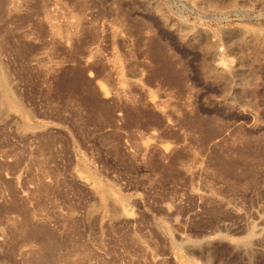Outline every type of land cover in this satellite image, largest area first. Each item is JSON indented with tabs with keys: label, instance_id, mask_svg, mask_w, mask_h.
Instances as JSON below:
<instances>
[{
	"label": "rangeland",
	"instance_id": "rangeland-1",
	"mask_svg": "<svg viewBox=\"0 0 264 264\" xmlns=\"http://www.w3.org/2000/svg\"><path fill=\"white\" fill-rule=\"evenodd\" d=\"M0 264H264V0H0Z\"/></svg>",
	"mask_w": 264,
	"mask_h": 264
},
{
	"label": "bare ground",
	"instance_id": "bare-ground-1",
	"mask_svg": "<svg viewBox=\"0 0 264 264\" xmlns=\"http://www.w3.org/2000/svg\"><path fill=\"white\" fill-rule=\"evenodd\" d=\"M78 16V15H77ZM81 18V17H80ZM79 18V19H80ZM50 22V21H49ZM58 27V26H57ZM56 27V28H57ZM73 27V26H72ZM53 28V27H52ZM59 28V27H58ZM95 28V27H94ZM95 30H96V28H95ZM57 31V30H56ZM90 32V31H89ZM81 33V32H80ZM79 34V33H78ZM83 34H85V33H83ZM89 34V33H88ZM64 35V34H63ZM67 35V34H66ZM99 36V35H98ZM88 37V36H87ZM61 38V37H60ZM80 38H81V36H80ZM55 39V38H54ZM84 42V41H83ZM79 46V45H78ZM78 49V48H77ZM99 49V48H98ZM83 50V49H82ZM92 50V49H91ZM96 51V50H95ZM75 54V53H74ZM93 56V55H92ZM98 58V57H97ZM103 61V60H102ZM100 64V63H99ZM95 65V64H94ZM104 65V64H103ZM134 70V69H133ZM5 76V75H4ZM105 77V76H104ZM6 79V78H5ZM105 79V78H104ZM127 89V88H126ZM4 93V92H3ZM119 96V95H118ZM138 101V100H137ZM123 103V102H122ZM149 105V104H148ZM141 106V105H140ZM167 109V108H166ZM139 113V112H138ZM137 117V116H136ZM133 118V117H132ZM105 196V195H104ZM105 197H107V196H105ZM104 198V197H103ZM107 201V200H106ZM108 204V203H107Z\"/></svg>",
	"mask_w": 264,
	"mask_h": 264
}]
</instances>
